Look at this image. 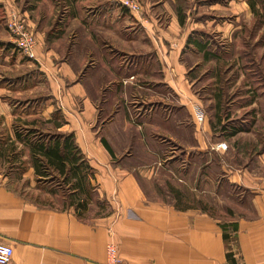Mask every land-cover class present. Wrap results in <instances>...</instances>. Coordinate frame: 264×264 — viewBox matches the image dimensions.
Segmentation results:
<instances>
[{"label": "crops", "instance_id": "crops-1", "mask_svg": "<svg viewBox=\"0 0 264 264\" xmlns=\"http://www.w3.org/2000/svg\"><path fill=\"white\" fill-rule=\"evenodd\" d=\"M136 1L140 11L131 14L132 32L160 36L151 44L152 52L138 53L126 63L114 58L117 62L94 66L95 73L85 76L61 59L64 53L44 50L39 34L32 64L49 83L58 77V90L43 95L45 107L26 112L16 103L10 106L0 88L7 142L27 148L30 162L23 175L38 177L29 148L15 138L17 121L24 128L41 124L54 134H72L89 170L87 185L109 205L107 213L86 217L75 206L57 209L30 202L0 182V243L12 248L9 264H105L109 242L116 245L121 264H264V143L254 153L256 144H248L252 149L246 160L239 157L237 144L215 150L221 143L216 127L223 122L220 96L213 97L203 123L194 125L189 104L196 95L181 61L191 49L204 55L186 47L188 37L202 29L183 30L185 21L181 25L175 15L163 28L157 17L144 16ZM136 75L147 84L138 86ZM152 103L159 108H141ZM44 109L47 119L39 118L41 123L36 118ZM249 126L231 138L249 132ZM164 141L181 148L182 163ZM163 171L169 174L167 193L147 197L140 182L161 187ZM219 176L223 184L241 191L230 194L237 200L228 197L225 202ZM208 182L215 183L213 192L207 190ZM190 198L198 200L191 204ZM211 209L221 210L222 216Z\"/></svg>", "mask_w": 264, "mask_h": 264}, {"label": "rangeland", "instance_id": "rangeland-1", "mask_svg": "<svg viewBox=\"0 0 264 264\" xmlns=\"http://www.w3.org/2000/svg\"><path fill=\"white\" fill-rule=\"evenodd\" d=\"M119 1L0 0V88L6 91L3 92V96H7L5 101L10 106L16 103L17 108L33 112L45 107L43 95L58 90V77L49 83L46 75L32 64L35 62L34 53L39 34L45 42L44 50L52 49L62 55L64 53L65 56L61 59L85 76L94 70V66L103 68L104 63L109 65L117 62L114 58L122 59L126 63L131 56L138 53L152 52L151 44L158 42L157 37L160 36L154 35L152 39L146 32H132L135 30L134 18ZM138 1L143 7V15L149 13L155 19L158 18V24L163 28L168 25L172 16L179 18L180 14L185 21L183 30L190 32L193 28L202 29V38L209 43L207 55L198 54L191 49L181 58L188 68L187 76L193 82L196 95L195 101L189 104L190 108L193 111V106H198L206 117L209 106L214 104L213 97L219 94V114L223 122L216 127L218 142L226 143L229 149L237 144L241 151L238 155L244 160L248 158L247 150L252 149L248 144H256L251 153L259 152L264 143V0ZM11 23L23 26L32 36L33 58L18 47L19 36L12 32ZM111 57L113 60H110ZM98 73L100 72L97 71ZM137 74L143 76L144 73L137 71ZM135 78H138L137 75ZM137 80L138 86L142 82V85L147 84L144 79ZM143 88L147 89L145 86ZM158 104L143 105L141 108H159ZM227 114L229 116L226 118ZM46 116V110H40L36 119L42 123L39 118L47 119ZM192 118L196 125L193 113ZM250 123L252 126H249ZM223 125L228 128L235 125L249 126L250 131L231 138L226 135L229 129L220 130ZM13 126L20 127L21 123L17 121ZM7 128L0 120V182L4 186L39 205L69 209L83 200L87 202L84 209L86 217L107 213L109 205L104 199L91 190L78 195L72 190L73 181H65L52 172L43 178L35 177L33 173L23 175L22 172L28 168L30 162L29 158L26 159L27 148L11 146L7 142ZM34 128L41 133L54 134L49 126L37 124ZM179 142L180 139H176V143ZM164 143L166 150L173 151L174 156L180 159L179 163H182L184 159L181 148L172 142ZM234 153L236 156V151ZM11 155L19 156V161H15ZM160 176L164 181L161 187L152 181L140 182L147 197L161 198L165 195L164 192L167 193L169 188L165 182L169 174L163 171ZM218 181V188L221 187L225 202H228V197L237 200L230 194H241V191L223 184L220 176ZM197 184L198 181L194 186L198 187ZM206 188L213 192L215 183L208 182ZM245 197L248 199V194ZM190 199L191 204L198 200ZM208 200L211 202L210 198ZM209 211L213 215L222 216L219 209Z\"/></svg>", "mask_w": 264, "mask_h": 264}, {"label": "trees", "instance_id": "trees-1", "mask_svg": "<svg viewBox=\"0 0 264 264\" xmlns=\"http://www.w3.org/2000/svg\"><path fill=\"white\" fill-rule=\"evenodd\" d=\"M183 21V16L179 14V23L181 25ZM196 35L200 37L197 38L195 37ZM202 36H204L203 33L193 32L186 41V47L192 45L197 52H203L206 55L205 51L209 48V43L208 40H203ZM226 129H229L226 134L227 137H232L246 131L247 127L235 125L228 128L223 125L220 128L221 131ZM14 135L17 141L23 142L29 148L32 166L39 178L46 177L52 172L62 177L65 181H73L71 184L72 190L75 193L77 192L78 195L91 190V187L86 183V175L89 174V170L84 166L81 152L75 145L72 134H47L41 133L34 128L17 126L14 127ZM90 177L92 178V173H90ZM173 192L174 190H172ZM173 195L177 197L178 193ZM86 205L87 202L82 200L75 207L82 212ZM203 210L205 211V209ZM225 239H227L226 235Z\"/></svg>", "mask_w": 264, "mask_h": 264}, {"label": "built area", "instance_id": "built-area-1", "mask_svg": "<svg viewBox=\"0 0 264 264\" xmlns=\"http://www.w3.org/2000/svg\"><path fill=\"white\" fill-rule=\"evenodd\" d=\"M122 7H124L131 14L138 13L140 6L136 0H120ZM12 32L17 34L18 47L22 48L30 58H33L34 41L32 36L26 32L23 26H18L15 23L10 24ZM193 117L196 124H202L204 121V113L198 106H193ZM215 150L226 151L227 145L221 142L215 146ZM12 248L9 245L0 243V264H9L12 258ZM105 264H121V260L118 255L117 247L113 242H109L106 245V261Z\"/></svg>", "mask_w": 264, "mask_h": 264}]
</instances>
